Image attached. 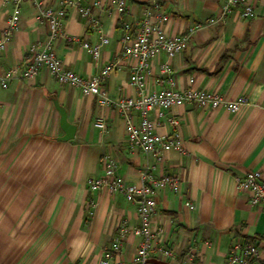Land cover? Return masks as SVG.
Returning <instances> with one entry per match:
<instances>
[{"label": "crops", "instance_id": "1", "mask_svg": "<svg viewBox=\"0 0 264 264\" xmlns=\"http://www.w3.org/2000/svg\"><path fill=\"white\" fill-rule=\"evenodd\" d=\"M39 1L50 5L57 0ZM100 1L92 13L108 41L97 59L82 44L98 41L100 32L74 9L52 39L64 66L83 76L118 59L122 23L140 17L146 7L157 4L169 16L166 31L178 33L213 17L221 2L126 0V11L119 14L111 0ZM9 13L10 5L0 0V33ZM49 33L37 7L23 2L18 26L0 54V72L27 65L30 43ZM166 59L160 53L152 61L148 88L167 86L158 76V65ZM118 60L102 86L113 98L134 96L129 82L134 62ZM169 61L175 87L213 89L227 97L242 94L248 102L237 113L196 103L168 108L156 130H170L166 117H178L186 152L170 149L148 160L128 148L124 120L115 107L57 81L44 67L0 88V264H97L118 225L136 222L135 204L122 193L88 188L87 178L102 172L104 157L114 160L129 183L140 181L147 161L155 165V175L178 178L176 189H154L152 216V226L161 229L162 241L176 258L153 254L148 264H178L189 250L193 264H223L234 237L255 242L264 260V207L252 205L234 179L258 169L264 180V6L259 3L253 17L233 11L224 21L195 30L186 48ZM61 110L74 126L68 139L62 138ZM98 117L106 121L104 130L94 125ZM137 241L125 236L120 256L130 259Z\"/></svg>", "mask_w": 264, "mask_h": 264}, {"label": "built area", "instance_id": "2", "mask_svg": "<svg viewBox=\"0 0 264 264\" xmlns=\"http://www.w3.org/2000/svg\"><path fill=\"white\" fill-rule=\"evenodd\" d=\"M26 1L32 2L37 7L39 16L46 21L50 33L45 39L30 43L27 65L23 68L11 67L0 72V88H6L12 80L32 77L44 67L57 81L75 87L83 94H93L101 105L115 107L124 120L128 148L138 149L147 160L151 155L160 158L170 149L180 154L186 152L182 137L177 131L178 117H166L164 122L171 127L170 130L163 133L156 130L168 108L184 103H196L202 107L223 108L237 113L248 102L246 96L242 94L227 97L213 89L193 86L175 87L169 60L186 48L195 30L210 23L224 21L233 11H237L243 18L253 17L256 6L259 3L264 6V0H221L218 11L213 17L205 21H197L178 33L166 31L169 16L155 3L146 7L140 17L133 21H124L119 40L118 59L129 58L134 62L129 72V82L135 88V95L117 98L107 93L102 82L110 71L118 66V59L107 62L88 76H83L64 66L52 44L53 37L61 33L68 10L74 9L85 17L88 24L97 27L100 32L98 41L82 44L92 57L97 59L101 46L108 41L107 35L101 33L99 19L92 13V7L101 6L100 0H92L85 5L82 4L84 0H57L50 5H45L39 0H2L4 4L10 5V13L0 33V54L18 26L20 7ZM110 2L117 13L122 14L126 11V0ZM160 53H164L167 59L159 63L158 76L168 84L150 89L146 85V74L149 73L152 61ZM189 81H192V78H189ZM94 125L104 130L106 121L98 117ZM154 166L147 161L141 171L140 181L129 183L117 172L114 160L104 157L102 172L87 178L86 182L90 190L106 188L111 192L122 193L126 200L135 204L136 208V222L118 225L114 239L103 248L97 264H148V259L153 254L176 258L173 251L162 241L161 229L152 226V216L156 208L154 189L163 187L176 189L178 178L172 174L155 175ZM234 179L238 188L248 192L249 202L252 205L264 207V180L258 169L249 170L235 176ZM127 235L138 238L130 259H125L119 254L122 240ZM193 260L194 253L189 250L178 258V264H193ZM223 264H264V260L262 251L255 242L234 237L229 244Z\"/></svg>", "mask_w": 264, "mask_h": 264}, {"label": "water", "instance_id": "3", "mask_svg": "<svg viewBox=\"0 0 264 264\" xmlns=\"http://www.w3.org/2000/svg\"><path fill=\"white\" fill-rule=\"evenodd\" d=\"M59 123H60V127L65 131V135L62 138L68 139V138L72 137L74 126L66 121L65 114L62 110L60 111Z\"/></svg>", "mask_w": 264, "mask_h": 264}]
</instances>
